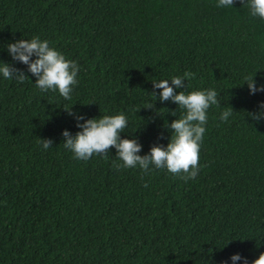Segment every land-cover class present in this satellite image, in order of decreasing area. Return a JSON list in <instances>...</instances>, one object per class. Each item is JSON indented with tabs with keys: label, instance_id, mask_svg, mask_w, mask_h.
Here are the masks:
<instances>
[{
	"label": "trees",
	"instance_id": "1",
	"mask_svg": "<svg viewBox=\"0 0 264 264\" xmlns=\"http://www.w3.org/2000/svg\"><path fill=\"white\" fill-rule=\"evenodd\" d=\"M217 3L0 0V62L28 76L0 75V264H233L237 253L252 264L264 253V119L249 115L264 92L244 84H264V20L240 0ZM37 36L78 63L70 100L42 92L8 54V43ZM185 72L194 78L177 94L214 89L220 101L207 112L195 179L117 170L114 148L82 161L63 147L65 129L80 131L70 109L126 115L121 138L137 139L138 155L166 147L184 110L152 95L161 91L152 81Z\"/></svg>",
	"mask_w": 264,
	"mask_h": 264
},
{
	"label": "clouds",
	"instance_id": "2",
	"mask_svg": "<svg viewBox=\"0 0 264 264\" xmlns=\"http://www.w3.org/2000/svg\"><path fill=\"white\" fill-rule=\"evenodd\" d=\"M243 7L249 10L251 17L264 20V0H240ZM234 0H218L217 7H233ZM8 54L13 61L27 66V71L36 78L35 85L42 92H59L65 100L71 99L73 86L78 83L77 76L80 71L78 63L68 60L53 47L47 40L33 37L31 40L20 39L10 42L6 46ZM35 57V59H33ZM0 75L5 80L15 79L23 83L28 76L11 63L0 62ZM255 76L245 77V83L250 94L264 92V84L257 86ZM194 78L191 72H185L183 76H174L171 79L152 81L153 89H160L159 95L153 91L161 103L171 100L178 108L184 110L181 118L172 121L167 128L171 135L167 146L154 144L146 155H138L141 144L137 139H122L121 134L128 126V118L123 113L102 116L101 118H85L83 115L68 111L69 115L76 119V127L80 129L75 135L65 129L62 132L63 147L73 154L75 159L87 161L94 155L107 159L111 148L116 150V157L121 161L114 164V168L132 169L139 168L148 174L152 169H166L169 173L179 177L183 181L195 179L199 173V152L206 132L208 109L219 106L218 93L214 89L192 91L178 94L176 89H185L184 81ZM171 81V84L169 83ZM149 105L146 108H153ZM260 111L249 113L253 120L264 119V103L260 104ZM140 111V110H139ZM232 108L222 111L219 116L221 122H227L232 116ZM175 116L174 112L172 114ZM80 121H83L81 123ZM39 142L44 150L52 147L51 139H40ZM147 187V185H145ZM244 259L239 253L231 256L233 264ZM252 264H264V253H261Z\"/></svg>",
	"mask_w": 264,
	"mask_h": 264
}]
</instances>
